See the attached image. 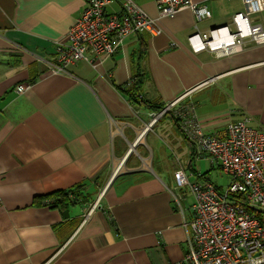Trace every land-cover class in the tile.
<instances>
[{
  "label": "crops",
  "instance_id": "1",
  "mask_svg": "<svg viewBox=\"0 0 264 264\" xmlns=\"http://www.w3.org/2000/svg\"><path fill=\"white\" fill-rule=\"evenodd\" d=\"M194 1L212 16L197 21L190 8L163 16L154 0L136 1L161 34H132L111 56L53 73L55 49L86 0H0V264H185L191 212L182 201L191 193L175 171L193 181L213 168L195 170L199 155L173 118L149 127L155 111L124 89L140 65L144 96L181 98L171 113L189 108L208 134L241 119L264 131V44L219 56L188 40L231 24L243 1ZM80 182L86 197L67 211L47 198Z\"/></svg>",
  "mask_w": 264,
  "mask_h": 264
},
{
  "label": "built area",
  "instance_id": "2",
  "mask_svg": "<svg viewBox=\"0 0 264 264\" xmlns=\"http://www.w3.org/2000/svg\"><path fill=\"white\" fill-rule=\"evenodd\" d=\"M154 1L163 16L184 8H190L197 21L212 16L207 5L194 0ZM242 1L244 10L233 15L231 24L207 32L197 29L189 36L195 52L208 49L222 56L243 50L248 41L264 44V24L252 19V15L264 11V0ZM111 2L86 0L84 10L67 34L68 42L55 49L50 66L53 73H65L80 61L92 63L101 56H111L132 34L162 33L158 20L135 0H121L120 10L113 12L108 10ZM25 89L23 84L18 86L19 92ZM180 99L165 105L161 112H154L149 127ZM176 113L194 152L207 156L212 165L219 166L222 175L230 178L227 187L219 188L207 178L191 181L184 168L175 171L180 189L189 190L193 197L191 217L184 224L189 231L184 263L264 264V131L241 119L229 123L223 134H208L186 108ZM2 204L0 197V207Z\"/></svg>",
  "mask_w": 264,
  "mask_h": 264
},
{
  "label": "trees",
  "instance_id": "3",
  "mask_svg": "<svg viewBox=\"0 0 264 264\" xmlns=\"http://www.w3.org/2000/svg\"><path fill=\"white\" fill-rule=\"evenodd\" d=\"M144 53H145V48L144 49L142 48L141 56H143ZM148 79H149L148 72L139 65L138 70L135 72V74L132 77L131 85L124 89V93L127 95L128 99L133 105L144 106L152 111L161 112L165 108V104L158 102L157 100H151L145 97L143 94V88L147 83ZM186 109L187 111H190L189 108ZM169 116L173 118V120L177 124V127L180 129V131L183 132L180 126V118L178 117L177 113L175 111L171 113L170 110L162 115V117H169ZM193 152H194V148H193ZM207 173L209 172L198 175L199 177L207 178ZM85 187H86V183L80 182L69 189L59 190L54 192L53 194H49L47 198L53 200L57 207H61L62 209H65V211H67L74 203H78L85 199L86 197Z\"/></svg>",
  "mask_w": 264,
  "mask_h": 264
},
{
  "label": "rangeland",
  "instance_id": "4",
  "mask_svg": "<svg viewBox=\"0 0 264 264\" xmlns=\"http://www.w3.org/2000/svg\"><path fill=\"white\" fill-rule=\"evenodd\" d=\"M136 1H140V0H136ZM253 18H258L259 21L264 22V12L263 13H256V14H254L253 15ZM161 141H162V144H164L165 146L168 145V140H166V141L164 140V142H163V140L161 139ZM170 144H171V142H170ZM183 162L186 163L187 160H183ZM193 167H194L195 170H197V171H199L201 173L206 172L209 169L213 168L207 174V177L208 178H210L214 183H216L218 185H222L224 187H227L229 185V183H230V178L227 175H222L219 166L217 164L212 165L211 164V161L205 155H199V156L194 157ZM188 173L191 174L190 172H188ZM194 175L191 177L193 181L195 179H197V178L198 179L202 178V177L199 178L198 173H196ZM192 200H193V197L191 196V194L188 193L187 194V198L182 201L183 206H184V209H185V211L187 213H189V207H190V204H191ZM95 205H97V204H95Z\"/></svg>",
  "mask_w": 264,
  "mask_h": 264
}]
</instances>
